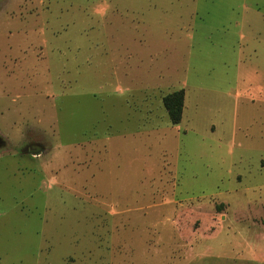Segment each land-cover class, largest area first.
I'll return each instance as SVG.
<instances>
[{"label":"rangeland","instance_id":"rangeland-1","mask_svg":"<svg viewBox=\"0 0 264 264\" xmlns=\"http://www.w3.org/2000/svg\"><path fill=\"white\" fill-rule=\"evenodd\" d=\"M0 264H264V0H0Z\"/></svg>","mask_w":264,"mask_h":264},{"label":"trees","instance_id":"trees-1","mask_svg":"<svg viewBox=\"0 0 264 264\" xmlns=\"http://www.w3.org/2000/svg\"><path fill=\"white\" fill-rule=\"evenodd\" d=\"M163 103L168 112L171 123L174 125L179 124L183 118L185 90H175L167 94L163 98Z\"/></svg>","mask_w":264,"mask_h":264}]
</instances>
